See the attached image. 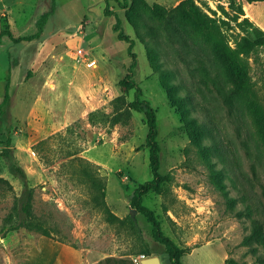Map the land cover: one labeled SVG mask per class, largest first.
Masks as SVG:
<instances>
[{"label":"rangeland","instance_id":"rangeland-1","mask_svg":"<svg viewBox=\"0 0 264 264\" xmlns=\"http://www.w3.org/2000/svg\"><path fill=\"white\" fill-rule=\"evenodd\" d=\"M51 1L36 0L29 8L32 22L17 13L15 21L5 22L7 28L15 36L38 33L36 20ZM181 1L129 0L120 5L116 0H55L38 36L16 43L3 37L0 99L9 62L13 70L10 97L2 108L0 152L10 137L25 175L9 172L0 155V176L10 183L0 185V264H53L58 243L90 261L114 254L135 264L143 246L151 253L165 251L141 212L135 220L143 241L127 222L106 221L91 198V187L80 177V168L89 164L106 178L105 200L119 217H131L135 187L153 178L144 112L134 110L127 123L111 122L114 98L123 94L131 101L134 94V88L120 83L130 59L126 42L113 28L114 14L135 40L133 79L156 112L162 179L159 191L148 190L141 204L152 211L161 233L185 249L183 264H225L228 259L264 264L262 246L245 241L250 219L235 215L228 204L229 197H236L234 206H243L238 200L241 182L257 203V213L264 214L257 180H264V151L256 178L240 144L250 134L264 140L258 125V110L264 111V45L248 54L237 50L252 25L264 30L251 12L257 4L264 18V0H193L202 17H170V34L168 10ZM78 48L94 65L75 56ZM234 62L241 68L246 63L252 91L238 99L227 91L226 102L215 86L235 85ZM182 112L203 122L197 141L186 131ZM211 133L222 137L224 153L218 147L204 149L211 145ZM223 155L234 168L218 175ZM30 188L35 218L45 223L51 237L25 227L7 230L6 215L16 200L20 206L19 197Z\"/></svg>","mask_w":264,"mask_h":264},{"label":"trees","instance_id":"trees-1","mask_svg":"<svg viewBox=\"0 0 264 264\" xmlns=\"http://www.w3.org/2000/svg\"><path fill=\"white\" fill-rule=\"evenodd\" d=\"M120 5H128L129 0H116ZM133 2V0H130ZM252 1V0H248ZM146 4V3H145ZM56 6L55 0L51 1L49 7L43 11L40 17L36 20V25L38 27V33L43 30V26L45 25L49 16L54 12ZM240 12H242V8L240 7ZM168 16L166 17L165 26H168L169 18H177L183 15L186 16H195L202 17L198 7L194 4L193 0H182L172 9L168 10ZM115 15V23L114 30L117 32L118 39L126 42L127 44V52L129 56V65L127 67L126 76L120 81V83L126 88H134L133 99L131 101H127L125 95L120 94L114 98V110L113 115L111 117V122L115 123H127L134 110L143 111L146 116L148 132L146 136V145L149 147V162L150 168L153 173V178L150 180H146L144 182L138 183V185L134 189L133 196L131 198L132 205L136 208L137 211L141 212L146 216L147 220L153 225V233L155 238L165 245V253H168L172 264H183L181 261L182 256L185 254V249L176 245L170 238L163 235L160 231L159 222L154 217L152 211L147 207L141 204V197L148 190L159 191L160 181L162 179L161 174L158 172L159 168V150L160 146L156 139L157 136V124H156V112L155 109L151 106V104L142 97L141 88L137 86L136 82L133 79V71L136 66V53L133 50L135 40L131 38L129 35L123 32V28L120 25V20L116 14ZM196 17V16H195ZM252 32L246 33L241 36V39L237 43V50L240 53L248 54L257 46L264 45V30L261 28L252 25ZM169 28V26H168ZM166 29L170 34H174L172 29ZM36 33L32 36H18L14 37L10 30L7 28V25L4 24V28L0 31V43L3 35H8L12 41L18 42L20 40L31 39V37H36L39 34ZM183 49V48H181ZM151 64L155 67V64L151 62ZM247 66L245 63V68H241L236 62H234L233 71L235 74V85L230 88H225L224 85L218 83L215 86V91L218 93L219 98L227 102L229 91L235 99H238L243 96H249L251 93V83L249 77L247 75ZM9 81L7 80L6 86L4 89V93L2 98L0 99V127L3 123L2 116V108L6 104L9 99ZM258 115L260 117L259 127L264 131V111L261 109L258 110ZM181 118L184 121V127L189 135L192 137L194 141H197L198 136L204 132V124L192 117L191 114H186L185 112L181 113ZM237 135L240 136V131L237 128ZM211 141L210 146H205L204 149H209L213 147H218V152L222 154L224 153L223 149V140L219 133H211ZM240 144L244 147L246 155L248 156V163L251 172L254 177H258V166L262 165L263 151L262 148L264 145V140L256 139L253 135L246 136V138L240 139ZM1 157L3 158L7 169L12 174H18L20 176H24L25 172L23 168L20 166L19 161L14 154V147L11 145V139L8 137L5 141V146L0 152ZM223 168L217 171L218 175H223L224 171L230 170L234 168V165L229 161H227V156L223 155ZM211 167H214L212 165ZM80 177L83 181L87 182L93 191V195L91 196L95 206L100 209L106 221L110 223L119 222L124 223L127 222L129 226L134 230V232L138 235L141 241L142 237L140 234L139 227L137 226L136 220L131 217H119L115 214L107 205L105 200V189H106V178L98 173L97 170L90 168L89 164H85L80 168ZM249 179L250 178H247ZM261 189L263 190L264 195V180H260ZM5 184L8 187L10 186L9 181L0 176V185ZM239 188L241 190L240 199L243 203V206L240 209H237L233 204V201H236V197H229L228 204L230 210H236L237 216L245 215L250 219V231L249 234L245 237V241L247 245H250L252 242H256L261 245L264 249V214L259 215L257 213V203L253 201L250 193L244 189V184L240 182ZM20 206L17 207L16 200L14 205L12 206V210L6 215V220L9 221V225L7 230L18 229L20 227H25L28 230H34L40 232L42 235L47 237H51L49 228L45 225L43 221L37 220L33 213V188L28 189L25 193H23L20 197ZM20 208V209H18ZM264 210V205H263ZM21 210V212H20ZM17 216L18 220L13 222L12 219ZM254 247V246H253ZM139 253H144L145 255H151V251L148 247L143 246L139 249ZM261 261H264V257H260ZM225 264H233L232 259H228L225 261Z\"/></svg>","mask_w":264,"mask_h":264},{"label":"crops","instance_id":"crops-1","mask_svg":"<svg viewBox=\"0 0 264 264\" xmlns=\"http://www.w3.org/2000/svg\"><path fill=\"white\" fill-rule=\"evenodd\" d=\"M264 3V1H260ZM32 5H36V0H0V31L4 28L5 22L7 25H9V21L13 20L15 21L17 19L16 14H22L24 18L27 19V17L30 15L29 8ZM260 7L254 5V7L251 8V12L254 14V16L257 18V20L264 24V18L262 16V13L259 11ZM28 22H32V18L28 17ZM12 35L15 36L13 33ZM31 36V35H30ZM3 37H7L11 40V38L8 35H3L1 38V42ZM28 37V36H25ZM12 41V40H11ZM13 43H16L12 41ZM11 60V59H10ZM11 62L8 63V75L6 76V82L7 80L10 81V76L12 75V67ZM6 82L4 85V89L6 86ZM10 85V84H9ZM3 89V93H4ZM3 96V95H2ZM55 255L54 260L52 261L53 264H133L131 260H129L127 257L114 255V254H107L102 257H99L93 261H90L83 253L78 252L75 248H70L68 246H63L62 244L58 243L55 245ZM63 252H66V255L63 254ZM163 252H152L151 254H162ZM182 259V258H181ZM182 261V260H181ZM222 264H224V261H221Z\"/></svg>","mask_w":264,"mask_h":264},{"label":"water","instance_id":"water-1","mask_svg":"<svg viewBox=\"0 0 264 264\" xmlns=\"http://www.w3.org/2000/svg\"><path fill=\"white\" fill-rule=\"evenodd\" d=\"M136 208H131V217L135 219ZM142 264H172L168 253L148 255L142 260Z\"/></svg>","mask_w":264,"mask_h":264},{"label":"built area","instance_id":"built-area-1","mask_svg":"<svg viewBox=\"0 0 264 264\" xmlns=\"http://www.w3.org/2000/svg\"><path fill=\"white\" fill-rule=\"evenodd\" d=\"M75 56L82 58V61H84L88 65H94L95 60L91 59L90 56H86L82 50V48H78L75 51ZM148 255H145L144 253H139L136 256H134V263L135 264H142V260L147 257Z\"/></svg>","mask_w":264,"mask_h":264}]
</instances>
